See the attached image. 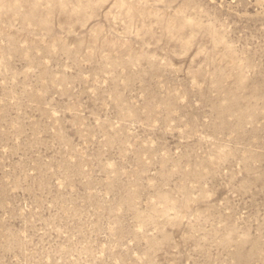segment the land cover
Wrapping results in <instances>:
<instances>
[{
  "label": "rangeland",
  "instance_id": "obj_1",
  "mask_svg": "<svg viewBox=\"0 0 264 264\" xmlns=\"http://www.w3.org/2000/svg\"><path fill=\"white\" fill-rule=\"evenodd\" d=\"M0 264H264V0H0Z\"/></svg>",
  "mask_w": 264,
  "mask_h": 264
}]
</instances>
